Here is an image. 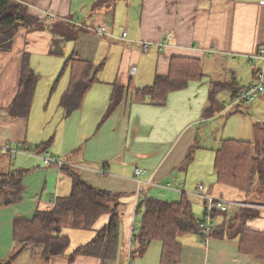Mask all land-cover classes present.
Wrapping results in <instances>:
<instances>
[{
    "label": "crops",
    "instance_id": "obj_1",
    "mask_svg": "<svg viewBox=\"0 0 264 264\" xmlns=\"http://www.w3.org/2000/svg\"><path fill=\"white\" fill-rule=\"evenodd\" d=\"M98 1L23 0L29 14L47 24L69 23L76 36L52 53L50 28L19 27L11 48L0 50V143L38 153L11 157L0 151V174L29 169L22 178L20 202L4 204L9 193L0 186V259L7 258L13 244L14 218L50 210L56 198L71 191L70 171L45 163L42 153L65 161L95 188L119 194V244L112 264H163L160 240L131 255L143 195L167 202L185 195L198 219L205 206L200 194L241 198L236 189L217 182L214 156L223 140L253 141L254 126H264V91L252 102H229L235 91L255 82L260 62L249 59L264 46V0H114L96 6ZM98 26L105 33L97 34ZM144 41L150 43L147 51L141 49ZM24 54L38 81L28 115L10 116L7 109L19 89ZM72 55L93 66V83L78 105L74 97L63 102L71 77L66 62ZM174 57L198 59L203 76L169 92L162 104L137 98L136 90L152 84L156 75H168ZM215 83L223 87L206 111ZM115 84L126 89L108 112ZM213 129L222 133L220 140L207 138ZM237 210L216 213L215 224L223 223L224 231L207 245L198 233L179 235L181 257L165 264H264V254L240 250ZM108 220L105 214L90 229L63 228L70 240L67 253L89 242ZM246 227L264 231V207ZM29 251L41 264H100L92 255L70 262L67 256L44 260Z\"/></svg>",
    "mask_w": 264,
    "mask_h": 264
},
{
    "label": "trees",
    "instance_id": "obj_2",
    "mask_svg": "<svg viewBox=\"0 0 264 264\" xmlns=\"http://www.w3.org/2000/svg\"><path fill=\"white\" fill-rule=\"evenodd\" d=\"M114 0H99L96 6ZM62 21L47 24L44 20L29 14L23 0H0V50L11 48L13 38L19 27L28 30L50 28L52 35L51 52L58 53V45L65 39H73L76 33L62 24ZM68 26V27H67ZM66 65L71 67V77L68 89L63 97L77 98V105L93 83L90 72L92 64L84 59L72 55ZM203 76L198 59L174 57L170 61L168 75H156L150 85L136 90L139 99L149 98L151 102L162 104L169 92L185 87L190 80ZM38 75L31 69L27 54L23 55L19 78V89L16 97L7 111L10 116L26 117L33 99ZM223 87L215 83L209 93L210 104L206 111L215 104V93ZM125 87L115 84L108 106V112L114 110L120 103ZM235 91L231 98L235 95ZM71 107H68L70 111ZM255 139L244 141L225 139L215 150L214 171L217 182L236 189L240 199L245 203L264 204V126H254ZM40 146V145H39ZM39 149L35 147L34 150ZM9 156L11 154L7 153ZM12 157V156H11ZM192 149L185 158V163L191 160ZM57 164V163H56ZM61 169L70 172L72 186L66 197L56 198L52 209L37 210L30 218H14L12 224L13 244L7 258L0 259V264H11L18 254L29 247L33 254L37 253L44 260L67 256L72 262L78 255H92L100 259V264H112L115 260L119 244V225L121 212L119 210V194L95 188L73 172L67 164L60 165ZM29 169L8 171L0 174V186L7 190L9 199L4 204L18 203L22 200V178ZM140 203L144 212L140 219V226L133 234L131 255H140L152 240L162 242L161 263H175L181 257V243L178 236L185 233H198V219L192 210V202L185 195L175 202H167L143 195ZM237 207L235 218L238 220L239 248L245 253L264 254V231L251 230L246 222L259 215V208L252 205ZM227 211L217 210L213 213ZM108 215V222L96 231L94 237L87 243L77 246L67 253L70 240L62 234L65 227L76 229H90L102 216ZM224 225L216 224L211 237L224 231ZM35 251V252H34Z\"/></svg>",
    "mask_w": 264,
    "mask_h": 264
},
{
    "label": "built area",
    "instance_id": "obj_3",
    "mask_svg": "<svg viewBox=\"0 0 264 264\" xmlns=\"http://www.w3.org/2000/svg\"><path fill=\"white\" fill-rule=\"evenodd\" d=\"M106 29L104 26H98L95 29L97 34L105 33ZM126 35V32L123 31L122 37ZM150 47L149 42H142L141 49L142 51H147ZM257 59L260 62V65L255 73V82L245 88L240 89L235 93V95L230 99V104L240 103V102H252L254 101L263 91H264V46L260 47L256 54L250 57L249 61L253 62ZM131 71H135V66L131 67ZM229 105H227L228 107ZM0 151L9 153L11 156H15L16 154L23 153H35L30 150L23 149L22 147H13L9 143H0ZM38 155V153H35ZM42 159L45 163L54 164L57 163L59 166L62 164H67L65 161L56 160L54 157L49 155L48 153L41 154ZM140 171L139 168L136 169L138 173ZM100 174H105L104 169H100L98 171ZM203 185H199V190L202 189ZM205 200L204 212L200 221H198V227L200 230V239L201 243L207 245L210 239V235L215 229V221L213 219V213L217 210L227 211L230 207L233 206H242V205H252L257 207H264V204H253V203H245L243 201L231 200L223 196H213V195H205L200 194Z\"/></svg>",
    "mask_w": 264,
    "mask_h": 264
},
{
    "label": "rangeland",
    "instance_id": "obj_4",
    "mask_svg": "<svg viewBox=\"0 0 264 264\" xmlns=\"http://www.w3.org/2000/svg\"><path fill=\"white\" fill-rule=\"evenodd\" d=\"M224 91H222L223 93ZM224 121V120H223ZM210 136H212L213 138L220 140L222 137V133L218 132L216 129L209 131L207 134V138L210 139ZM21 154L26 155L23 152H20ZM12 161V160H11ZM231 200H239V199H232L229 198ZM235 208V206H233ZM29 248H25L24 250L21 251V253L12 261L11 264H41V262L39 261V258L36 257H32L29 254ZM41 260V258H40ZM35 261V262H34Z\"/></svg>",
    "mask_w": 264,
    "mask_h": 264
}]
</instances>
